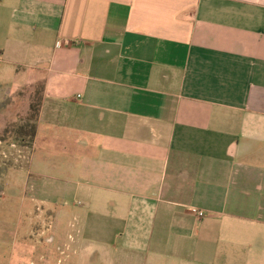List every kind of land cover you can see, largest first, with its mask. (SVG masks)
<instances>
[{"label": "crops", "instance_id": "1", "mask_svg": "<svg viewBox=\"0 0 264 264\" xmlns=\"http://www.w3.org/2000/svg\"><path fill=\"white\" fill-rule=\"evenodd\" d=\"M7 85L78 264H264V0H0Z\"/></svg>", "mask_w": 264, "mask_h": 264}, {"label": "rangeland", "instance_id": "2", "mask_svg": "<svg viewBox=\"0 0 264 264\" xmlns=\"http://www.w3.org/2000/svg\"><path fill=\"white\" fill-rule=\"evenodd\" d=\"M11 92L12 85L0 86V102ZM23 120L0 133V264H78L79 247L69 238L78 230L75 199L66 203L58 192L32 193L27 176L16 182L11 174L20 167L27 172L33 124L29 114ZM40 144L54 148L46 140Z\"/></svg>", "mask_w": 264, "mask_h": 264}, {"label": "trees", "instance_id": "3", "mask_svg": "<svg viewBox=\"0 0 264 264\" xmlns=\"http://www.w3.org/2000/svg\"><path fill=\"white\" fill-rule=\"evenodd\" d=\"M42 99L40 96L35 98V100L31 104L30 114H29V121L33 124L32 125V134L35 135L36 132V123L38 121L39 113H40V107H41ZM7 103H3L2 105H6Z\"/></svg>", "mask_w": 264, "mask_h": 264}, {"label": "built area", "instance_id": "4", "mask_svg": "<svg viewBox=\"0 0 264 264\" xmlns=\"http://www.w3.org/2000/svg\"><path fill=\"white\" fill-rule=\"evenodd\" d=\"M198 216H199L200 218H203V217H204V214H203L202 212H199V213H198Z\"/></svg>", "mask_w": 264, "mask_h": 264}]
</instances>
